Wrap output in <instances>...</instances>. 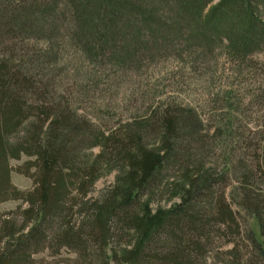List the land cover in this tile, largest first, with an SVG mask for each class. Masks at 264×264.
Listing matches in <instances>:
<instances>
[{
    "label": "trees",
    "instance_id": "trees-1",
    "mask_svg": "<svg viewBox=\"0 0 264 264\" xmlns=\"http://www.w3.org/2000/svg\"><path fill=\"white\" fill-rule=\"evenodd\" d=\"M221 48L240 66L264 52V0H0V203L26 205L18 209L21 223L0 217V247L7 239L18 243L7 253L0 251V264H31L33 256L48 249L57 254L68 249L96 264L107 256L106 246L113 251L116 242L130 240L140 224L137 198L155 191L165 170L184 166L185 155L203 164L205 152L217 147L222 171L210 169L193 181L182 203L129 246L131 251L126 248L129 263L205 264L208 254L224 243L231 248L230 264H249L237 262L240 250L253 255L255 264H264V125L233 124L239 104L227 106L220 119L226 130L215 129L213 139L199 133L204 124L195 110L179 111L161 99L150 104L153 112L139 128L121 127L118 119L108 136L105 131L97 135L95 123L84 124L77 110L71 114L55 104L57 90L71 79L85 78L95 83L93 88H106L120 84L125 70L130 78L140 73L143 79L168 60L203 58L212 64L211 53ZM52 52H59L57 61L50 59ZM68 60L75 66L62 68ZM251 98L264 107V91L258 89ZM70 105L80 103L75 97ZM157 119L168 126L165 152L156 156L136 196L111 207L101 222L97 204L85 201L99 165L79 158V135L102 146L106 159L133 161L143 129L152 128ZM56 122L68 129L58 142L48 137ZM175 124L184 139L169 137ZM194 137L202 145L194 148L197 159L186 142L193 147ZM31 169L35 185L23 193L16 173L28 177ZM237 176L240 183L234 188ZM76 201H82V209L73 221ZM251 219L259 228V243Z\"/></svg>",
    "mask_w": 264,
    "mask_h": 264
},
{
    "label": "rangeland",
    "instance_id": "rangeland-1",
    "mask_svg": "<svg viewBox=\"0 0 264 264\" xmlns=\"http://www.w3.org/2000/svg\"><path fill=\"white\" fill-rule=\"evenodd\" d=\"M235 28L240 29L241 27L235 26ZM52 53L54 57L50 59L54 58L53 61H57L56 58L60 57L59 52ZM211 54L215 56L212 64L211 60H203V58L198 62L192 60L185 63L178 60H168L160 67H156L157 69L150 71L151 76L143 79L140 73L136 78H130V70H125L121 76L122 80H119L121 81L120 84L106 88H93L95 83L88 84L85 78L79 79V81H74L75 78L71 79L67 85L66 80L62 78L63 83L65 82L67 86L57 90L58 100L55 104H59L62 111L70 110L71 114L74 110H77L78 116L83 115L84 119L82 121L84 124L92 120L95 123L97 135L105 131L106 136L109 135L110 131L116 129L115 125L118 119L123 121L121 127L128 125L129 127L136 126L135 129L139 128V123L146 121L147 117L153 112L150 104L159 101V99L165 101V104H172L175 108H179V111L184 108L195 110L196 115L204 124L202 125L205 126L200 128L199 133L209 135L210 139L215 138L213 136L215 129L222 130L223 128L226 130L225 122L220 119L224 118L229 104H239L238 110H236L237 116L235 115L234 118L237 123L233 124L244 126L247 123L250 127L264 125V107L254 104L255 101L251 98L252 93L258 89L264 91V52L253 58L254 60L250 59V62H245L242 66L238 63L233 64L224 54L223 48L218 52L215 50ZM58 62L59 65L62 64L61 60ZM65 64L75 66L74 61L71 60L65 61L62 68L68 66ZM74 72L77 71L71 73ZM57 74L60 75L58 72ZM75 97L80 105L72 108L70 104ZM160 110L162 111L161 107ZM154 122L155 125L153 124L152 128H147L146 131V128L143 129L142 141L132 151L135 158L133 161L128 160V162L121 161L116 157L114 159L102 157L104 155L102 146H96L92 140V142L88 141V135H79L81 140L79 145L81 147L79 153L81 157L79 158L99 165L97 182L85 201L91 205L97 204V209L100 211L99 215L102 214L101 222H104L105 214L108 213L111 207L120 204L124 199L136 196L153 170L156 156L165 152L167 147L164 144L166 137L164 130L168 126L162 125V120L159 119ZM54 128V134L52 132L48 134L50 141L58 142L59 139L68 135V129L63 128L60 123L56 122ZM236 131H238V128L234 132ZM181 135L184 139V133L182 134L181 129L175 124L169 137L177 138ZM22 136L23 134H20L15 137V140ZM84 140L87 142L84 143ZM198 140L194 137L191 143L198 142ZM217 141L219 140L217 139ZM186 142L192 148V159L194 157L199 158V153H196L194 148H200L202 145L194 143L195 145L192 147L190 141ZM217 148L208 150L209 153H207L208 151L205 152L207 157H205V163L203 164L195 163L194 160L188 161L189 159L185 155L183 156L185 158L184 166H176L171 170H165L163 172L165 174L156 180V190L150 191L142 199L137 198L140 205V211L137 213L140 224L138 229L131 231L130 240L116 242L117 245L114 244L115 250L113 251L110 250V245L106 246L107 256H104L103 260H97L96 264H130L127 251H131L133 248L129 246H135L134 243L137 245L152 225L158 223L166 212L182 203L188 186H191L193 181L203 177L210 169H215L217 173L222 171L224 161L219 153L220 147ZM19 172L16 173V184L24 193L35 185V179L33 178L35 172L31 169L28 177L24 176L21 171ZM198 174L199 177L195 179ZM238 179V176L234 179V188L240 183ZM147 184L151 186L149 182ZM236 191V196H240V189H236ZM239 199H241V196ZM81 205L82 201H76L72 205L74 206V212L71 213L73 221L80 217ZM25 206V204L18 202L0 203V217H6L10 220L14 218L21 223L20 218L17 217V215L19 216L18 209ZM235 210L238 211V208L235 207ZM251 225L254 237L259 243L261 241L260 231L253 219H251ZM17 244L14 239H7L1 243L0 251L3 252L4 249L7 253ZM230 249L229 245L220 243L216 249L208 254L205 264H230L232 261L229 255ZM262 249L264 248L262 247ZM261 254L264 257V253ZM236 255L237 262L255 264L257 261L256 258H252L253 255L247 256L245 251L240 250ZM32 259L33 263L31 264H91V262L84 261L68 249H63L58 254L54 250L48 249L36 254Z\"/></svg>",
    "mask_w": 264,
    "mask_h": 264
}]
</instances>
